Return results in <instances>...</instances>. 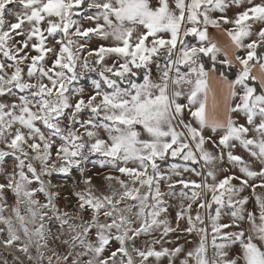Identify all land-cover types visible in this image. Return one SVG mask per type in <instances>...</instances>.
Masks as SVG:
<instances>
[{
	"label": "snow or ice",
	"instance_id": "1",
	"mask_svg": "<svg viewBox=\"0 0 264 264\" xmlns=\"http://www.w3.org/2000/svg\"><path fill=\"white\" fill-rule=\"evenodd\" d=\"M0 264H264V0H0Z\"/></svg>",
	"mask_w": 264,
	"mask_h": 264
},
{
	"label": "rangeland",
	"instance_id": "2",
	"mask_svg": "<svg viewBox=\"0 0 264 264\" xmlns=\"http://www.w3.org/2000/svg\"><path fill=\"white\" fill-rule=\"evenodd\" d=\"M255 72H258V71L256 70ZM88 83H90V81H89ZM218 132H222V130H218ZM205 135H211V136H213L214 139L216 138V134L213 133V132L211 131V129H207V130L205 131ZM11 163H12V158L9 157V158L7 159V164H8V165H11ZM88 168L90 169V173L93 175L94 179H98V177L96 176V173H97L98 170H99L101 173H103V171H104L103 169H93L91 164L88 165ZM71 186H72V182L70 181L69 184H68V187L70 188ZM65 191H66V190H65ZM246 194H247V193H246ZM166 199H167V197H166ZM173 203H174V202H173ZM251 206H252V205L249 204V207H251ZM222 221H223V222H227V216H223V217H222ZM186 241H190L191 243H187V244H185ZM198 241H199V237L196 236L195 234H191V235H184V236H181V238H180V240L178 241V243L185 244V247H186V248H191V247H194V246L196 245V243H198ZM210 242H211V241H210V237H209V244H210ZM238 250H239V245H238V243H237L236 245L233 246V251H238ZM9 259H11V258L9 257Z\"/></svg>",
	"mask_w": 264,
	"mask_h": 264
},
{
	"label": "crops",
	"instance_id": "3",
	"mask_svg": "<svg viewBox=\"0 0 264 264\" xmlns=\"http://www.w3.org/2000/svg\"><path fill=\"white\" fill-rule=\"evenodd\" d=\"M210 33L212 34V36L217 39V41L221 44V45H224L226 43H228V37L226 35H222L220 33H217L215 29H211L210 28ZM220 58H223L222 56ZM258 71V68L257 69H254V72L255 71ZM211 75V74H210Z\"/></svg>",
	"mask_w": 264,
	"mask_h": 264
},
{
	"label": "trees",
	"instance_id": "4",
	"mask_svg": "<svg viewBox=\"0 0 264 264\" xmlns=\"http://www.w3.org/2000/svg\"><path fill=\"white\" fill-rule=\"evenodd\" d=\"M230 78H234V70L230 73Z\"/></svg>",
	"mask_w": 264,
	"mask_h": 264
}]
</instances>
